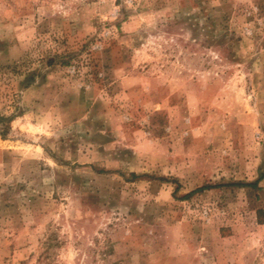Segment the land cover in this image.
Instances as JSON below:
<instances>
[{
  "label": "rangeland",
  "instance_id": "obj_1",
  "mask_svg": "<svg viewBox=\"0 0 264 264\" xmlns=\"http://www.w3.org/2000/svg\"><path fill=\"white\" fill-rule=\"evenodd\" d=\"M0 264H264V0H0Z\"/></svg>",
  "mask_w": 264,
  "mask_h": 264
},
{
  "label": "trees",
  "instance_id": "obj_2",
  "mask_svg": "<svg viewBox=\"0 0 264 264\" xmlns=\"http://www.w3.org/2000/svg\"><path fill=\"white\" fill-rule=\"evenodd\" d=\"M258 181H256L255 183H253V185L256 186ZM221 185H217V184H214V185H211V184H206V185H203V186H200L198 188H196L194 191H191L192 192H196V191H204V190H207V189H212V188H216V187H220ZM252 186V185H250ZM179 186H177L176 190H178ZM190 194V193H189Z\"/></svg>",
  "mask_w": 264,
  "mask_h": 264
}]
</instances>
